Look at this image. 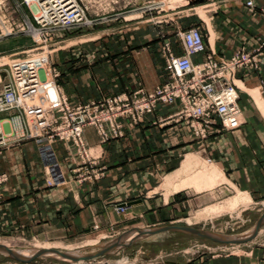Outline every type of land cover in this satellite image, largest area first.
Segmentation results:
<instances>
[{"label": "crops", "instance_id": "obj_1", "mask_svg": "<svg viewBox=\"0 0 264 264\" xmlns=\"http://www.w3.org/2000/svg\"><path fill=\"white\" fill-rule=\"evenodd\" d=\"M165 1L149 3L165 6ZM167 1L170 5L171 0ZM246 3L187 0L177 10H163L169 20L150 25L143 23L153 20L138 22L144 25L138 32L104 38L95 45L100 49L77 48L70 58L60 53L56 62L59 89L74 104L138 90L152 92L167 80L161 54L164 40L183 55L177 33L191 28L201 31L206 47L193 58L194 63L208 55L229 60L240 49L251 52L264 42V0H254L253 10ZM234 82L244 119L239 129L225 131L215 125L206 140H199L188 122L171 119L180 110L179 103L161 104L138 125L123 120L125 137L117 141L101 144L95 129H86L88 146L99 158V166L107 168L99 181L78 183L72 170L79 158L68 146L55 144L66 176V183L56 188L47 187L39 144L28 138L18 113L1 114L7 146L0 154V175L8 180L0 186V237L113 239L128 230L179 223L191 216V208L197 212L216 207L221 203L211 199L223 189L236 192L228 200L246 196L264 202V69L240 70ZM206 164L212 178L203 172ZM121 206H127L125 213L117 211ZM261 233V244L248 245L242 254L222 248L181 262L160 261L161 255L141 264H264Z\"/></svg>", "mask_w": 264, "mask_h": 264}, {"label": "built area", "instance_id": "obj_2", "mask_svg": "<svg viewBox=\"0 0 264 264\" xmlns=\"http://www.w3.org/2000/svg\"><path fill=\"white\" fill-rule=\"evenodd\" d=\"M103 1L106 6L114 7L122 0H32L31 4L28 0H15V10L11 9L10 0H0V43L26 36L36 43L40 39L42 44L14 60L6 77L0 73V115L17 112L28 129V138L39 144L48 172V188L66 183L55 144L68 146L79 158L72 170L78 183L99 181L106 176L107 168L99 166V158L88 146L86 129L94 128L100 143L108 144L125 137L123 120L138 125L161 104L179 103L181 108L171 119L188 122L199 140H206L215 125L225 131L239 129L244 119L234 78L243 69H264V42L251 52L238 50L229 60L208 55L203 62L194 63L193 58L204 53L206 47L201 31L191 28L177 33L183 55H177L173 43L164 40L161 54L167 80L154 91L138 90L130 95L74 104L60 91L57 84L60 72L56 68L51 72L52 81L42 73L49 57L50 37L93 25L90 15H98ZM246 5L251 10L255 8L254 0H247ZM15 14L21 15V21L14 18ZM5 138L0 119V154L7 146ZM7 180L6 175H0V186ZM126 210L127 206L117 208L120 213Z\"/></svg>", "mask_w": 264, "mask_h": 264}, {"label": "rangeland", "instance_id": "obj_3", "mask_svg": "<svg viewBox=\"0 0 264 264\" xmlns=\"http://www.w3.org/2000/svg\"><path fill=\"white\" fill-rule=\"evenodd\" d=\"M18 1L20 2L22 0ZM103 3L104 6H100L101 11L98 15H90V19L94 21L93 25L57 33L50 37L51 44L47 48L49 57L45 60V70L42 71L44 76L45 74L49 76V81H52L51 72L54 68H56L58 54L64 53L67 58H70L69 53L77 48H87V50L100 49V45H97V47L95 45L101 43L104 38L138 32V28H140V26H144L137 24L138 22L153 20L151 22L143 23L145 25H150L153 22L158 23L167 21L169 20V17H166L168 14L163 10H177V7L187 4V0H171L170 5L169 1L166 0L165 6L157 5L154 7H151L152 4L149 3V0H122L118 6L114 7H108V5L106 6L104 1ZM9 5L12 7V10L16 9L15 0H10ZM139 16L142 18L137 19V21L132 20L128 21V23L126 22V20L139 18ZM14 18L21 21L20 14H15ZM38 40L39 43H36L30 37L20 36L0 43V73L3 75L2 77H6L9 66L14 60L23 58L28 54V51L42 45L40 44V39ZM177 42L180 43V39L178 37ZM13 49L16 50L13 51ZM33 132L37 131L33 130ZM208 167V164L203 167V172L205 171L207 176H209L207 172ZM196 190L201 191L205 189ZM235 193L236 192L234 191L223 189L215 197V199H211L213 203H221L220 205L217 204L218 206L207 211L198 210L197 212H194L195 210L191 208L189 209V215L191 216H184L186 219L181 222L169 223L157 228L174 225H189L193 228L216 235L230 236L233 238L247 237L253 232L258 221L264 215V202L251 201L246 196H238L228 200ZM128 231L119 236H124L126 242H130L137 236L136 233L132 232L133 230L130 232ZM262 231L264 232V223L260 228L258 236L254 240L241 245L216 244L209 240L186 233H165L137 240L124 249L94 261L72 262L64 260L54 254H44L28 264H141L145 259H156L161 255H163V258L160 261L181 262L185 260V258L195 257L200 253L215 254V252H218L217 250L222 248L228 252L242 254L248 248V245H252L254 242L261 244L262 238L259 237V235L262 234ZM119 237L110 239L89 236V238L80 237L71 239H54L48 237L23 238L13 236L0 237V245H3L28 258L33 257L36 253L31 254L30 256H25L21 252L49 246L51 247L46 250H57L63 253L79 251L80 255H85L99 251L104 245L116 240ZM258 237L259 239H257ZM128 238L130 239L128 240ZM91 242H95L96 245L87 246ZM0 264L24 263L16 262L15 260L9 258L7 254L0 252Z\"/></svg>", "mask_w": 264, "mask_h": 264}, {"label": "water", "instance_id": "obj_4", "mask_svg": "<svg viewBox=\"0 0 264 264\" xmlns=\"http://www.w3.org/2000/svg\"><path fill=\"white\" fill-rule=\"evenodd\" d=\"M263 223H264V215L258 221L253 232L247 237L233 238L230 236L216 235V234L206 232V231H203V230H200L197 228H193L189 225H186V226L174 225V226H165L162 228L149 229V230L134 229L132 232L136 233L137 236L135 239L131 240L130 242H126L124 236H121V237L117 238L116 240L104 245L99 251L94 252V253H90V254L71 255L69 253H63V252H59L57 250H54L51 252H53L54 254L58 255L59 257H61L64 260H67V261L88 262V261H94L96 259H100L102 257L111 255V254H113V253H115L121 249L128 247L129 245L136 242L137 240L147 238V237L157 236V235H161V234H165V233H186V234L194 235V236L209 240V241L216 243V244L241 245V244H245V243H248V242H251L252 240H254L258 236L260 228H261ZM0 252L6 253L7 256L9 258H11L12 260H15L16 262L24 263V264L31 263L36 258L41 257L42 255L45 254V250H42V251L38 252L37 254H35L31 258H24V257L20 256L18 253H16L15 251H13V250H11V249L3 246V245H0Z\"/></svg>", "mask_w": 264, "mask_h": 264}, {"label": "bare ground", "instance_id": "obj_5", "mask_svg": "<svg viewBox=\"0 0 264 264\" xmlns=\"http://www.w3.org/2000/svg\"><path fill=\"white\" fill-rule=\"evenodd\" d=\"M28 2H29V4H31L32 3V0H28ZM131 238V237H130ZM130 238H128V240L130 239ZM93 245H96V243L95 242H91L90 244H88L87 246H93ZM49 247H51V246H49ZM49 247H45V248H35V249H31V250H28V251H25V252H21L23 255H25V256H30L31 254H34V253H38V252H40V251H42V250H45V255H51V254H54L53 252H51V250H46V249H48ZM69 254H71V255H80V252L79 251H76V252H68ZM6 254V253H5ZM20 256H22L21 254H19ZM54 255H56V254H54ZM56 256H58V255H56ZM22 257H24V256H22ZM24 258H28V257H24ZM31 258V257H30Z\"/></svg>", "mask_w": 264, "mask_h": 264}]
</instances>
